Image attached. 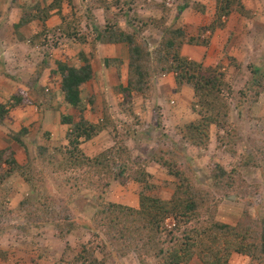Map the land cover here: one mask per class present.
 <instances>
[{
	"label": "rangeland",
	"instance_id": "374dc122",
	"mask_svg": "<svg viewBox=\"0 0 264 264\" xmlns=\"http://www.w3.org/2000/svg\"><path fill=\"white\" fill-rule=\"evenodd\" d=\"M79 1H82L83 8ZM79 1L78 10L68 15L71 21H65V25L77 30L75 40L78 41L75 44L94 40L97 35L94 28L98 21L90 9H98V4L112 0ZM123 1L126 0H122L120 8L124 4ZM220 1L129 2L133 7L132 15L136 13L141 18L151 17L158 23L157 29H145L137 40L140 45L149 43V49L157 54H154L153 59L157 60L158 55L162 56L167 67H174L175 55L179 54L181 59L193 61L192 66L200 64L204 70L211 68L224 75L230 88H226L227 91L224 90L222 94L228 109H220L222 112L219 119L222 126L211 125L207 145L202 148L194 146L186 138V134L191 132L189 125L201 119L200 112L205 114L208 110L203 107L204 101L197 106L199 100L192 81L184 78L178 82V74L174 70L163 71L160 65L151 62L152 69L147 80L134 77L129 81L130 76L124 71L123 79L116 74V86L109 83L103 85L104 80H100L99 87L93 85L90 88L87 84L84 85L81 93L86 105L83 116L93 123L100 122L104 117L105 102L110 106L113 118V124L107 131L101 133L98 138L83 143L85 153L95 157L106 151H116L118 145L124 142L123 146L132 151L134 161L131 158L127 161V167L130 168L121 178L105 180V184L108 181L110 184L97 196L87 191L76 199L75 218L79 227L65 239H61L62 233L58 229V225L66 223L64 216L60 214L63 213L64 204L57 201L53 207L55 213L47 219L31 215L30 220L27 218L29 212L19 208V203L25 198L37 200L31 195L30 186L22 179H13L1 186L0 264H70L72 259L82 252V245L90 246L93 243L97 256L104 260L105 264H141L135 255L120 258L111 248L105 250L102 255L100 247L96 244L99 241H96L92 232L85 226L84 222H90L99 210L98 199L102 193L108 203H120L139 209L142 194L170 200L178 186L182 185L184 190L187 189L186 193L198 192L208 199V207L205 205L198 209L199 221L205 222L209 226L208 230L212 228L209 222L213 220V208L216 202H219L221 204L217 217L221 214L220 220L228 223L229 215L233 219L240 215V209L246 207L250 216L248 219H242V223L254 230L259 229L262 236L260 224L264 225V0H231L233 5L227 15L220 9L226 0ZM185 5L186 8L183 9ZM123 10H128V6L123 5ZM117 11V8L109 12L104 10L102 29L108 27ZM126 23L125 18L119 20V25H123L128 31ZM175 29L184 34L183 37L177 34V43L173 44L176 48L172 51L174 48L166 46V39L170 35L165 33V30ZM54 37L55 40L59 37L58 31ZM72 41L73 38L71 42H65L71 46ZM76 56L82 66L88 60L82 50L76 52ZM203 69L196 70V75L206 73ZM137 81H141V84L135 86ZM61 82L60 73L53 86H31L32 83H25V86L14 91H24L32 101L28 106L34 111L35 119L39 115L37 120L29 124L31 119L21 122L12 118L11 113L17 108L12 109L14 106L9 100V85L0 80V103L10 107L7 117L0 122V151L12 147L16 150L19 161L27 163L30 158H37L39 162L37 148L44 145L48 148L45 156L53 155L55 163L63 160L58 150L68 147L69 130L60 139V136L56 135L57 132H52L43 125L44 115L55 111L60 114L62 123L67 116H71L75 122H79L82 116L81 111L65 102ZM132 82L134 86L131 89ZM123 85L126 88H123ZM55 120L53 117L52 125ZM24 128L28 130L26 136L20 138L24 143L20 145L15 142V137H19ZM133 163L139 164L151 177L147 181L134 180L133 172H130ZM119 166L120 163L114 167L115 173H119ZM219 168L224 169L225 174L221 173ZM27 223H32L33 226L30 227ZM167 225L175 226L173 220L167 221ZM196 227V224L183 226L184 229ZM259 239L260 247L264 243ZM250 257L233 254L229 264H260ZM162 263L161 258L149 261V264ZM189 264H203L201 252H198Z\"/></svg>",
	"mask_w": 264,
	"mask_h": 264
},
{
	"label": "trees",
	"instance_id": "16d2710c",
	"mask_svg": "<svg viewBox=\"0 0 264 264\" xmlns=\"http://www.w3.org/2000/svg\"><path fill=\"white\" fill-rule=\"evenodd\" d=\"M64 1H68L69 4L72 3V0H55V7L51 6V8L61 9ZM123 2V5L128 6V10H123V5L120 8L122 0L98 4V8L107 12L114 8L118 9L108 27L98 29L96 25L94 28L98 34V40L104 44H126L129 48L128 60L105 59L106 66L117 68L120 77L122 76V66L127 64L129 81L134 77L139 80H147L150 76V69H152L151 62H156L163 71L174 70L178 74V82L184 78L189 79V82L192 81L195 85L196 97L199 100L197 106H200L204 101L203 107L208 111L205 114L200 112L201 119L189 125L188 128L191 132L186 134V138L194 146L201 148L206 146L210 138L211 125H221L219 117L222 111L220 109H228L222 96L224 90L230 89L224 75L211 68L204 70L200 64L192 66L193 61L181 59L179 54L175 55L176 65L174 64V67H167L162 56L158 55L157 60L153 59L156 53H152L149 49V43L140 45L137 40L145 29H157L158 23L151 17L141 18L136 13L132 15L133 7L132 3H129L130 0ZM220 2L224 1L221 0ZM232 5L231 0H226L225 5H221V12H225L224 15H227ZM185 8L186 5L183 9ZM43 16L46 21L52 14L47 11L43 13ZM121 18L127 20L128 31L124 29L123 25H119ZM68 28L69 30L66 27L61 28L62 32L71 31L70 33L64 32L65 37L70 39L77 37L75 34L77 30L72 29V26ZM139 28L141 29L139 30ZM167 32L170 36L166 39V46L174 48L173 44H176L175 41L178 40L177 34L182 36L184 33L182 31L181 33L177 32V29L174 31L165 30V33ZM37 40L42 46L45 45L43 37L38 36ZM175 48L171 50L174 51ZM50 52L51 48L48 47L46 61L44 60L45 65L48 64ZM58 67V72L62 75L61 91L62 95L64 94L65 102L74 109L81 111L82 116L79 122H75L71 116H67L63 121L70 127L67 135L68 147L58 150L63 160L55 163L53 155L45 156L48 148L44 145L37 148V156L40 155L39 162H37V158L32 160L30 158L27 163L19 161L16 157V150L12 147L1 150L0 187L5 186L13 179H22L30 186L31 195L37 200L32 201L25 198L19 203L21 211L29 212L30 215L27 214V218L30 220L31 215H38L37 218L39 219H47L55 213L53 207L57 201L64 204L63 213L60 214L64 216L66 223H59L58 229L62 233L61 239H65L79 227L78 220L75 218L77 210L74 203L76 199L87 191L93 192L97 196L103 188H108L110 182L105 184L104 181L116 177L117 179L121 178L124 172L130 168L127 167V161L130 158L134 161V155L128 147L123 146L124 142L118 145L116 151H106L95 157L85 153L82 147L83 143L98 138L101 133L112 126L111 108L104 102V117L98 123H93L86 116H83L86 105L81 94L82 87L94 79L89 60H86L85 64L79 68L70 67L65 63ZM201 69L206 73L197 76L195 71ZM40 77L41 75L37 76V78ZM37 82L35 81L31 86L38 85ZM140 84L141 81H137L135 86ZM130 85L132 89L134 82ZM9 100L14 106L12 109L28 106L32 103L24 91L10 94ZM121 109L127 111V109ZM9 110L8 104L0 103V122H3L7 117ZM222 128L225 130L224 127ZM27 130L24 128L19 137L14 135L15 142L20 145L24 144L20 138L26 136ZM119 163L120 171L115 173L114 167ZM131 165L130 172H133L134 180L147 181L151 177L146 170H142L139 164L133 163ZM219 171L224 174L226 172L221 168ZM186 192L187 189L184 190L183 186L179 185L174 197L170 200L142 194L139 209L120 203H108L102 193L98 199L99 210L90 222H84V224L89 232H92L96 241H99L96 244L98 248L100 247L102 255L105 254V250L111 248L114 254L120 258L128 257L131 254L135 255L141 264H149L150 259L160 258L163 260L162 264H189L198 252H201L203 264H229L233 254L252 256L251 259L264 264V245L258 246L259 238L264 243V225L260 224L261 236L259 229L254 230L242 223V219L249 218V209L246 207L243 209L242 218L237 223L238 225L235 224L237 226L230 225L220 220L219 216L217 217L221 203L216 202L213 208V220L209 222L212 228L208 230L209 226L205 222L199 221L198 215L200 207H205V205L208 207V199L198 192L195 194ZM169 220H173L175 226L168 227L167 221ZM186 224H196L197 227L184 229L183 226ZM27 225L33 226L32 223H27ZM38 226L39 224L36 227ZM81 248L82 252L75 259L73 258L70 264H105V261L97 256L94 243L90 246L82 245Z\"/></svg>",
	"mask_w": 264,
	"mask_h": 264
},
{
	"label": "crops",
	"instance_id": "0c3cea01",
	"mask_svg": "<svg viewBox=\"0 0 264 264\" xmlns=\"http://www.w3.org/2000/svg\"><path fill=\"white\" fill-rule=\"evenodd\" d=\"M78 1L72 0L71 4L68 1H64L61 9H54L51 6L55 7V0H0V80L3 84L9 85L10 90L8 91L11 92L10 94L25 86V83H32L33 81H38L37 83L40 86H46V84L53 86L59 79L58 66L60 64L65 63L70 67L78 68L82 66L76 56V52H81V50L85 58L90 61L94 74V79L88 82L87 85L90 88L93 85L98 86L100 80H104L103 85H108L109 83L116 86L118 70L114 67L108 68L104 60L111 58L128 60L129 48L126 44H104L98 40V34L94 40L91 39L86 43L78 42L75 44L78 41L75 38H73L71 46L65 42H71V39L65 37L61 28L66 27L69 30V26L65 25V21H71V17L68 18V15L78 10ZM81 3L82 1L79 5ZM81 8H83V4ZM90 10L98 21L96 23L97 28H103L101 19L104 18L102 15L104 10L102 8ZM47 11L52 16L45 21L43 13ZM80 19L83 20L82 17ZM82 26L86 28L85 24ZM57 31L59 32V37H56L55 40L53 36ZM51 32H53L52 35ZM48 35L50 36L47 39ZM38 36L43 37L44 46L38 42ZM91 36L93 37V35ZM48 47L51 48V54L49 60H47L48 64L45 65ZM124 71L128 72L127 64L122 66V79L124 78ZM39 75L41 77L37 78ZM34 114V111H31V108L26 106L17 108L11 113V116L12 118L14 117L15 121L20 120L21 122L23 120L27 122V120L30 121L31 119L30 124L33 120L39 118L38 115L35 119ZM53 117L56 120L55 124L52 125ZM43 125L48 130L57 132L56 135L60 136V139L70 129L68 125L61 122L60 114L55 111L47 112L44 115ZM240 210V215L233 217V219L229 215L230 222L228 224L235 225L240 221L243 216V209ZM218 216L220 217L221 214Z\"/></svg>",
	"mask_w": 264,
	"mask_h": 264
}]
</instances>
